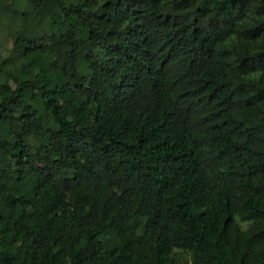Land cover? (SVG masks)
Returning a JSON list of instances; mask_svg holds the SVG:
<instances>
[{
	"label": "trees",
	"instance_id": "16d2710c",
	"mask_svg": "<svg viewBox=\"0 0 264 264\" xmlns=\"http://www.w3.org/2000/svg\"><path fill=\"white\" fill-rule=\"evenodd\" d=\"M23 1L0 264H264V0Z\"/></svg>",
	"mask_w": 264,
	"mask_h": 264
},
{
	"label": "rangeland",
	"instance_id": "374dc122",
	"mask_svg": "<svg viewBox=\"0 0 264 264\" xmlns=\"http://www.w3.org/2000/svg\"><path fill=\"white\" fill-rule=\"evenodd\" d=\"M16 8L18 10L25 9L26 4L24 3L23 0H17ZM10 43H11V38H10L9 34L5 31L4 26H0V47H1L0 53H3L4 51H2V50L5 47H9Z\"/></svg>",
	"mask_w": 264,
	"mask_h": 264
}]
</instances>
